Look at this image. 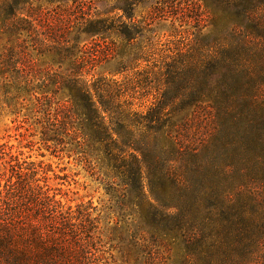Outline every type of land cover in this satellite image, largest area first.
Masks as SVG:
<instances>
[{"label":"trees","instance_id":"trees-1","mask_svg":"<svg viewBox=\"0 0 264 264\" xmlns=\"http://www.w3.org/2000/svg\"><path fill=\"white\" fill-rule=\"evenodd\" d=\"M186 12L195 35L159 79L118 78ZM29 106L110 175L120 259L264 264V0H0V117ZM13 174L0 264H109L91 209L65 207L33 168Z\"/></svg>","mask_w":264,"mask_h":264},{"label":"rangeland","instance_id":"rangeland-1","mask_svg":"<svg viewBox=\"0 0 264 264\" xmlns=\"http://www.w3.org/2000/svg\"><path fill=\"white\" fill-rule=\"evenodd\" d=\"M42 11H51L54 6L45 3L36 5ZM145 12L137 9L136 16H145ZM197 13L186 12L183 20L169 19L153 26L155 35L150 59L148 62L134 64L129 71L118 76L119 79H159L163 71L165 55L170 56L177 48L186 44L185 40L193 39L197 29ZM203 25V24H201ZM121 43L117 41L116 45ZM139 46H144V41ZM146 46V44H145ZM169 51V52H167ZM168 62V61H167ZM114 68H113V67ZM116 65H100L93 72L94 75L106 76L115 71ZM152 82V80H150ZM154 86V84H151ZM148 106L151 96L148 98ZM143 104L138 101V104ZM45 112H35L30 109L22 110L17 116L2 115L0 117V192L5 189L7 183L14 182V171L21 168L23 173L28 169H35L38 177L47 181L50 189L56 190L58 199L65 207L73 211L76 207L83 206L92 211V218H96L102 232V251L109 264H136L132 259L118 254L117 242L110 241V231L119 230L122 224L116 226L119 220L116 211L114 195L107 191L105 181L110 177L106 172L91 173L81 160L82 155L71 137H65L61 133H55L47 123ZM59 132V131H58ZM128 214V213H127ZM126 214V215H127ZM118 237V236H117ZM117 239V238H112ZM137 255V254H135ZM141 254H138V258ZM142 257V256H141ZM145 256L139 259L137 264H144ZM114 262V263H113ZM143 262V263H142Z\"/></svg>","mask_w":264,"mask_h":264}]
</instances>
